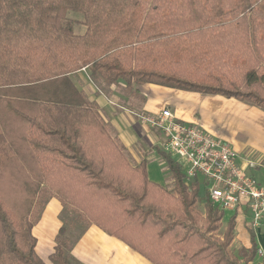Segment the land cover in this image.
I'll return each instance as SVG.
<instances>
[{"label":"trees","instance_id":"16d2710c","mask_svg":"<svg viewBox=\"0 0 264 264\" xmlns=\"http://www.w3.org/2000/svg\"><path fill=\"white\" fill-rule=\"evenodd\" d=\"M82 69L134 99L149 84L264 111V0H0V264H45L29 216L39 194L151 264L252 262L253 234L242 260L234 217L213 238L223 212L172 157L161 154L173 191L130 165L72 83ZM71 250L62 227L49 263L81 264Z\"/></svg>","mask_w":264,"mask_h":264},{"label":"crops","instance_id":"0c3cea01","mask_svg":"<svg viewBox=\"0 0 264 264\" xmlns=\"http://www.w3.org/2000/svg\"><path fill=\"white\" fill-rule=\"evenodd\" d=\"M71 78L75 88L85 95L89 102L95 104L100 119L106 125L113 139L125 152L130 165L138 166L144 162L148 180L167 189L172 184V179L161 156V146L164 140L159 133L135 121L131 112H134L133 109L137 106L134 108L129 103L131 97L128 96V93H123L124 90H127L124 83L111 85L104 92L89 79L86 71L81 70L72 75ZM137 89L140 104L136 109L139 112L158 114L167 108L177 119L201 126L206 132L227 142L237 153V162L241 169L264 186V113L262 111L247 108L245 105L239 107L241 104L236 101L215 99L214 97L202 99L194 95L196 93L149 84L139 86ZM112 104H114V109L110 107ZM240 124L243 125L242 131H239ZM238 132H242L247 137V143L250 147L241 156L239 154L243 151L245 144L235 140ZM155 155L160 162L162 171L166 170L167 175L169 174L165 181L164 177L162 178L163 184L160 183V178H153L152 180L154 173L151 174L148 163H150L149 160L153 161ZM233 214L235 238L230 248L236 246L241 248L244 253L247 252L252 246L251 235L253 234L258 253L249 264H253L257 255L259 258L256 264H261L260 260L264 258V223L259 229L253 230L249 227V214L242 211ZM238 217L248 220L245 227L238 225ZM85 225L87 230L82 234L73 250V255L81 262L83 261L82 263H85V259L88 258L96 264H151L127 245L108 236L96 226Z\"/></svg>","mask_w":264,"mask_h":264},{"label":"built area","instance_id":"2783aa9c","mask_svg":"<svg viewBox=\"0 0 264 264\" xmlns=\"http://www.w3.org/2000/svg\"><path fill=\"white\" fill-rule=\"evenodd\" d=\"M131 115L162 136V153L176 159L181 167V163L187 165V179L203 178L206 194L214 207L222 212L249 214V227L253 230L262 226L264 186L241 169L236 152L227 142L195 124L178 120L167 108L158 114L131 112Z\"/></svg>","mask_w":264,"mask_h":264},{"label":"rangeland","instance_id":"374dc122","mask_svg":"<svg viewBox=\"0 0 264 264\" xmlns=\"http://www.w3.org/2000/svg\"><path fill=\"white\" fill-rule=\"evenodd\" d=\"M70 17L76 18L78 20L82 19L81 17L75 16L72 14L70 15ZM84 30H85L84 27L79 26V27L75 28V33L76 34H82ZM72 83H73V81H72ZM98 88L101 91L103 90L104 92L107 89L106 86L102 87V85L98 86ZM123 93H128V96L130 97V95H129L130 92H128L127 90L126 91L124 90ZM194 95L201 97L202 99H204L206 97H214L215 99H224V100L236 101V102L241 104V105H239V107H241L242 105H245L247 108H255L259 111H262L261 109H259L257 107L242 103V102L234 100V99H227V98H223V97H219V96H203V95H198V94H194ZM129 103L132 106H134V108L136 106L139 107L140 99L138 97L135 99L134 98L132 99V97H131ZM113 106H114V104H112V106H110L111 109H114ZM136 108L133 109L134 113L149 114V113H141ZM262 112L264 113V111H262ZM133 118L135 119V117H133ZM178 120H180V119H178ZM135 121L139 123V121L137 119H135ZM180 121H182V120H180ZM212 121H214V118H212ZM182 122H185V121H182ZM185 123H187V122H185ZM139 124H141V123H139ZM189 124H191V123H189ZM242 124H244V123L242 122ZM242 124H240V126H239V128H240L239 131H242L241 129H243ZM141 125L148 128L144 124H141ZM198 127L202 128L199 125H198ZM235 140H239L242 144H245L243 151L239 154L240 156L244 155V153L247 152L248 149H250V147L247 143L248 142L247 137L242 132H238ZM174 161H176V159H174ZM149 162L150 163H148V164L150 165L151 174L154 173L152 176V180H153V178L154 179L160 178V183L163 184L165 181V178L169 174L167 175L166 170L162 171V167H160V165H159L160 162L156 158V155H155V158L153 159V161L151 162V160H149ZM181 164H182V167H181L182 172H183V174H185L188 167L184 163H181ZM163 177H164V181L162 179ZM198 181L200 184L199 197H200V199H203L205 197V186L203 183V178L201 176H198ZM173 188H174V186H173V182H172V184L169 185L167 189L169 191H173ZM45 201H46L45 195H43V194L37 195L35 205H33V207L31 208L30 215H29L30 221L32 223H34V226L32 228V233H33L34 237L36 238L35 251L37 252L38 257L45 264H50L49 263V256L53 253L54 247L56 245V240H57V237L59 235L60 228L64 227L66 229V236L72 244V250H71L70 254H71V257L73 258V260H75L76 262L81 263V264H96L94 261H91L88 258L85 259V261H84L85 263H82L83 261L81 262L77 257H75L73 255V250H74L75 245L77 244L78 240L81 238L82 234H84L87 230L86 225L84 224L86 220L81 216V214L78 211L60 204V202L56 198H50L47 201V203ZM197 210H198L197 212H198L199 216L202 219L206 218V214L204 211H201L199 204L197 205ZM233 213H234L233 211H228V210L223 211V216H222L223 223L220 224L219 229H217L215 232H213L211 234V236L213 238L218 239V240H221L220 238H223L226 224H228V222L234 217ZM238 220H239L238 225L243 226V227H245V223H247V221H248V220L246 221V219L242 218V217H240V218L238 217ZM229 251L238 260L243 259L244 252L241 248L235 246L232 249L230 248ZM258 258H259V255H257V258L253 262V264H256V261ZM260 261H261V264H264V258H261Z\"/></svg>","mask_w":264,"mask_h":264}]
</instances>
